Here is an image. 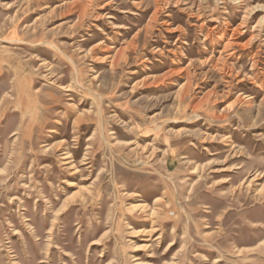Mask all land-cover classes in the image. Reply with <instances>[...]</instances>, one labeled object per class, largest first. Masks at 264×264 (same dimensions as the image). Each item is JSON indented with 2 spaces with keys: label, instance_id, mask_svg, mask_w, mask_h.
<instances>
[{
  "label": "rangeland",
  "instance_id": "374dc122",
  "mask_svg": "<svg viewBox=\"0 0 264 264\" xmlns=\"http://www.w3.org/2000/svg\"><path fill=\"white\" fill-rule=\"evenodd\" d=\"M0 264H264V0H0Z\"/></svg>",
  "mask_w": 264,
  "mask_h": 264
},
{
  "label": "bare ground",
  "instance_id": "6f19581e",
  "mask_svg": "<svg viewBox=\"0 0 264 264\" xmlns=\"http://www.w3.org/2000/svg\"><path fill=\"white\" fill-rule=\"evenodd\" d=\"M236 29H237V28H236ZM235 32H236V31H235ZM56 81H57V80H56ZM56 81H54V82H51V83H53V84H54V83H56ZM64 90H66V89H64ZM67 90H68V89H67ZM67 90H66V91H67ZM69 157H70V156H69ZM83 199H84V198H83ZM91 245H95V243H92Z\"/></svg>",
  "mask_w": 264,
  "mask_h": 264
}]
</instances>
